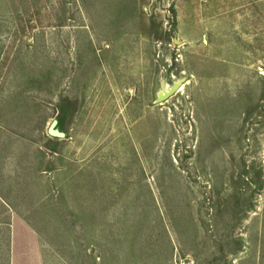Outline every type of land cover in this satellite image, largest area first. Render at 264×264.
Wrapping results in <instances>:
<instances>
[{"label":"rangeland","instance_id":"rangeland-1","mask_svg":"<svg viewBox=\"0 0 264 264\" xmlns=\"http://www.w3.org/2000/svg\"><path fill=\"white\" fill-rule=\"evenodd\" d=\"M0 264H264V0H0Z\"/></svg>","mask_w":264,"mask_h":264},{"label":"water","instance_id":"water-1","mask_svg":"<svg viewBox=\"0 0 264 264\" xmlns=\"http://www.w3.org/2000/svg\"><path fill=\"white\" fill-rule=\"evenodd\" d=\"M177 89V86H175L173 89H171V91H164L162 93H160L158 101H163L164 99H166L167 97H169L170 95H172L175 90ZM49 134L53 137H58V138H65L67 135L65 132H63L62 130H60L59 128V120L55 119L50 127H49Z\"/></svg>","mask_w":264,"mask_h":264}]
</instances>
